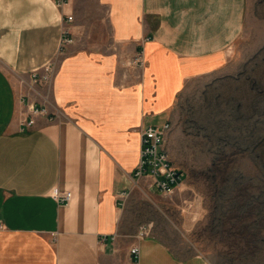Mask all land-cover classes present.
Wrapping results in <instances>:
<instances>
[{"label":"crops","instance_id":"0c3cea01","mask_svg":"<svg viewBox=\"0 0 264 264\" xmlns=\"http://www.w3.org/2000/svg\"><path fill=\"white\" fill-rule=\"evenodd\" d=\"M246 17L247 0H0V264H213L126 232L125 205L142 128L227 65ZM24 98L57 118L23 130Z\"/></svg>","mask_w":264,"mask_h":264},{"label":"rangeland","instance_id":"374dc122","mask_svg":"<svg viewBox=\"0 0 264 264\" xmlns=\"http://www.w3.org/2000/svg\"><path fill=\"white\" fill-rule=\"evenodd\" d=\"M169 120L168 147L184 182L164 195L141 178L126 201L124 230L152 224L180 256L264 264V0H247L231 60L191 79Z\"/></svg>","mask_w":264,"mask_h":264},{"label":"built area","instance_id":"2783aa9c","mask_svg":"<svg viewBox=\"0 0 264 264\" xmlns=\"http://www.w3.org/2000/svg\"><path fill=\"white\" fill-rule=\"evenodd\" d=\"M58 6H63L69 3V0H55ZM74 15L68 14L67 20H73ZM74 41L71 35L69 26L63 27L61 45H67ZM135 62L142 65L144 63L143 55L138 53L135 57ZM53 73V65L49 63L44 67V74L39 70L32 72L34 81L49 80ZM27 98V97H26ZM27 104L28 117L21 120L22 129L31 128L35 125L36 117L39 115H47L50 120L57 118L56 114H51L48 108L44 105H39L35 101L24 98ZM171 130V122L168 119L162 124H147L142 128L141 132V151L140 162L135 170L133 177L140 180L148 178L151 184L162 194L172 195L178 190L184 182L185 171L175 163L174 158L168 147V134ZM123 195H127L124 191ZM54 198L59 203H68L71 200L69 191L57 189L53 193ZM152 231V224L142 225L139 229L140 235H147ZM139 251L137 246L132 248V252Z\"/></svg>","mask_w":264,"mask_h":264}]
</instances>
